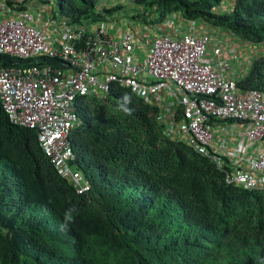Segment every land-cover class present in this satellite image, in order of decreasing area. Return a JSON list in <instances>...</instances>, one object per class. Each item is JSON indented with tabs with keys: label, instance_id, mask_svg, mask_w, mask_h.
<instances>
[{
	"label": "trees",
	"instance_id": "obj_1",
	"mask_svg": "<svg viewBox=\"0 0 264 264\" xmlns=\"http://www.w3.org/2000/svg\"><path fill=\"white\" fill-rule=\"evenodd\" d=\"M57 3L71 24L127 11L163 26L179 15L200 29L264 43V0ZM45 62L57 63L0 57L2 67ZM237 87L264 92V54L252 59ZM125 94L131 114L119 107ZM81 112L71 164L90 190L78 195L40 151L36 131L11 124L0 103V264H264L260 191L227 185L208 158L168 139L157 108L128 89L86 97Z\"/></svg>",
	"mask_w": 264,
	"mask_h": 264
},
{
	"label": "built area",
	"instance_id": "obj_2",
	"mask_svg": "<svg viewBox=\"0 0 264 264\" xmlns=\"http://www.w3.org/2000/svg\"><path fill=\"white\" fill-rule=\"evenodd\" d=\"M44 12L43 22L28 11L0 22V55L55 58L63 66L0 68V100L11 122L37 131L42 151L77 193L89 185L67 164L74 158L70 134L79 123L75 100L118 83L145 99L168 95V138L208 158L227 185L264 197V95L237 92L223 66L217 69L208 56L206 32L159 38L133 65L139 45L130 32L116 37L104 23L67 24L57 13L51 24L50 10ZM212 121L221 123L227 143L225 136L217 140Z\"/></svg>",
	"mask_w": 264,
	"mask_h": 264
},
{
	"label": "clouds",
	"instance_id": "obj_3",
	"mask_svg": "<svg viewBox=\"0 0 264 264\" xmlns=\"http://www.w3.org/2000/svg\"><path fill=\"white\" fill-rule=\"evenodd\" d=\"M24 5L25 8L21 9V6ZM232 8L233 5L231 4ZM49 9V17H47V19L49 20V22L51 24H53V17H51V13L54 14H58L60 15L67 24H71L69 23L68 19L66 18V16H64L63 14H61L59 12V7H57L56 9L54 8H50V6L47 3H43V2H38V0H13L12 1V5L8 6L5 3V0H0V22L4 21V20H9L14 18L15 16H17V14L20 11H28L29 13H32L36 18H39L42 20V22L44 21V19H46V15L44 12V9ZM227 7H225L224 10H226ZM174 17H176V19H174ZM108 18V20H107ZM110 19H113L111 22H118V24L120 23L121 28L117 29L119 36L121 32H130V34H132L135 38V40L137 41L138 45H139V51L136 54L137 58H135V60H133L132 64L133 65H139V61H142L146 54L149 53L150 49L152 48L153 44L155 43V41L159 38H165V37H178L180 35H184V34H192V35H198V34H202V32H206L210 38L209 41V45L207 48V54L210 57L212 63H214L215 67L217 69H220L219 66H223V73L226 74V76L229 78V80H233L235 82L236 85V90L238 93H244L247 91H258L261 94L264 95V92L257 90V89H252V90H247V91H242L237 87V82L238 80L245 74V72L249 69V67L251 66L252 63V59L254 57H257L259 55H263L264 51L260 50L258 46H262L260 48H264V43L261 44H253L250 42H240L239 40H237L234 36H232L230 33H228L226 30H221V31H225L219 34L220 30H213V29H208V28H203L200 29V27H198L197 23L195 22H190L188 21L187 25H184V21H182V18H180L179 15L176 16H171L168 19V22H166L165 25L163 26H159V25H151L148 23H143L141 20H137V19H132L130 18L134 23H141V27H136L135 26V30H131V29H126L125 28V19L123 18L122 14H118L116 16L113 17H106V19L104 21H95V22H88L85 21L82 24H74V25H79V26H94L96 23H104L108 26H110ZM119 19V20H117ZM174 27H178V30H175ZM151 31V35L149 37H144L143 38V42L140 44L139 42V38L142 37V35L137 34L135 31ZM114 35L116 36L115 30H112ZM170 31V32H169ZM204 35V34H203ZM118 36V37H119ZM232 42V43H231ZM236 44V45H235ZM246 44L249 45V47H246L245 50H243V53L245 55L242 56V64L244 65L245 68H241V70L239 69V61H240V56L242 55L240 52V49L243 48L244 46H246ZM235 45V46H234ZM238 47V50L236 49V47ZM243 46V47H241ZM251 55V57H250ZM135 56V57H136ZM248 56L250 58H248ZM0 57H6V58H16L19 60H29V59H36V58H47V59H53L55 60L57 63L55 65L53 64H48V63H43V64H38V65H33L30 67H2L0 66V68H17V69H29L31 67L37 66V67H44V66H51V67H59L63 66V62L59 59H55V58H49V57H32V58H28V59H20L18 57H11V56H7V55H0ZM233 61V62H232ZM241 62V61H240ZM115 86H119L121 88H125L128 89L132 94L136 95L137 97H139L140 99H142L146 104H150L154 107L157 108L158 110V120L162 122V124L164 125V134L165 136L168 138L167 134H166V127L168 125V123L171 121L172 119V114H173V106H172V102L170 101V98H168V95L166 94H161V97H159L158 99H153V98H142L139 95L136 94V92H134L132 90V88H130L127 85H121L118 83H113L109 86V88L105 91L99 92L98 90H95V88L93 90H91L88 94L82 95V96H78L75 100V112L76 115L78 117L79 123L74 126L72 128L71 134H70V139L72 136V132L74 129L80 127L83 125L84 121H83V117L85 116L83 112H81L82 109V105H83V101L84 99L87 97H95L97 99H101L103 97H106L107 94L115 87ZM131 102V97L127 94H125L122 97V102L120 103L119 107L120 109L125 112L126 114H131L132 109L130 107H128V105ZM1 103V100H0ZM2 106V103H1ZM3 109V106H2ZM4 111V110H3ZM5 113V112H4ZM6 114V113H5ZM6 117L8 118L9 122L15 126L18 127H23V128H28L25 126H20L17 124H14L13 122H11V120L9 119V117L6 114ZM176 117H174L173 115V119H176ZM213 125H219L221 123H217L215 121H212ZM30 129V128H29ZM33 130V129H32ZM36 131V130H34ZM37 134V131H36ZM169 139V138H168ZM37 140H38V136H37ZM172 140V139H170ZM183 144V143H182ZM38 145L40 148V151L42 152V154L45 156L46 159H48V161L50 162V164L54 167V169L57 171V173L67 181V183L69 185H71L76 194L78 195H83L85 193H87L90 190V182L84 177L83 173L76 169L71 163L74 162L76 160V155L74 153V149H73V153H74V158L69 160L67 162L68 167L70 168V170L74 171V172H78L81 174V176L83 177L84 181L89 185V189L87 191H85L82 194L77 193V189L74 187V185L66 178L64 177L61 172L59 171L58 168H56L53 163L51 162V160L46 157V155L44 154V152L42 151V148L40 146V143L38 141ZM184 145V144H183ZM186 146V145H184ZM73 148V147H72ZM238 187V186H237ZM242 188V187H241ZM248 190V189H247ZM256 191V190H253Z\"/></svg>",
	"mask_w": 264,
	"mask_h": 264
},
{
	"label": "rangeland",
	"instance_id": "obj_4",
	"mask_svg": "<svg viewBox=\"0 0 264 264\" xmlns=\"http://www.w3.org/2000/svg\"><path fill=\"white\" fill-rule=\"evenodd\" d=\"M47 4L50 6V8H54V9H56L57 7H58V3H57V0H47ZM51 17H54V14L53 13H51ZM123 18L125 19V28L126 29H131V30H135V26L136 27H141V23H134L131 19H130V14L127 12V11H125L124 12V14H123ZM180 18H182L181 16H180ZM174 19H176V17H174ZM107 20H108V18H107ZM113 19H110V22L112 21ZM117 20H119V19H117ZM182 21H184V25H187L188 24V21H185V20H183L182 19ZM110 27H111V30H115V33H116V37H118L119 36V33H118V31H117V29H119V28H121V25H120V23L118 24V22H111L110 23ZM174 29L175 30H178L179 28L178 27H174ZM137 34H139V35H142V37H140L139 38V42H140V44L143 42V38L144 37H149L152 33H151V31H146V30H143V31H135ZM170 32V31H169ZM232 43V42H231ZM236 45V44H235ZM234 45V46H235ZM238 47L239 46H237L236 47V49L238 50ZM241 47H243V46H241ZM246 47H249V45L248 44H246V46H244L243 48H241L240 49V52H241V56H240V61H239V69L241 70V68H245L244 67V65L242 64V56L243 55H245L244 53H243V50H245L246 49ZM259 47V49L260 50H262V51H264V48H260V47H262V46H258ZM240 48V47H239ZM250 57H251V55H250ZM249 56H248V58H250ZM233 62V61H232Z\"/></svg>",
	"mask_w": 264,
	"mask_h": 264
},
{
	"label": "crops",
	"instance_id": "obj_5",
	"mask_svg": "<svg viewBox=\"0 0 264 264\" xmlns=\"http://www.w3.org/2000/svg\"><path fill=\"white\" fill-rule=\"evenodd\" d=\"M214 126H215V133H216L217 140H218L219 138H221V137H223V136L226 135V133H222L223 131L220 130V128L217 127L216 124H215ZM228 139H229L228 136H227V137L225 136L223 140H225V142L227 143V142H228Z\"/></svg>",
	"mask_w": 264,
	"mask_h": 264
}]
</instances>
